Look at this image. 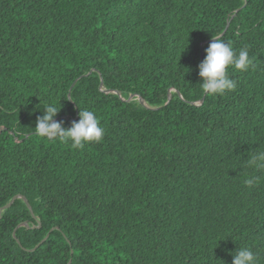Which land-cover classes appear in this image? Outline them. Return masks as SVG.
Returning a JSON list of instances; mask_svg holds the SVG:
<instances>
[{"label": "trees", "instance_id": "1", "mask_svg": "<svg viewBox=\"0 0 264 264\" xmlns=\"http://www.w3.org/2000/svg\"><path fill=\"white\" fill-rule=\"evenodd\" d=\"M213 35L253 61L215 96ZM53 101L66 129L94 111L104 139L37 136ZM258 148L264 0H0V211L32 208L3 213L0 264H233L239 246L264 264V183L235 169Z\"/></svg>", "mask_w": 264, "mask_h": 264}, {"label": "clouds", "instance_id": "2", "mask_svg": "<svg viewBox=\"0 0 264 264\" xmlns=\"http://www.w3.org/2000/svg\"><path fill=\"white\" fill-rule=\"evenodd\" d=\"M252 64L247 47L236 50L231 41L226 42L222 37L213 35L212 42L206 49L205 59L199 65L201 78L199 84L206 94L213 96L235 91L237 82L230 77V71L246 72L250 70ZM62 107L61 102L59 107L54 101L45 103L43 115L37 118L34 129L37 136L46 140L58 139L61 143H70L73 149H83L88 144L100 143L104 139L105 128L94 111L79 106L81 109L79 120L74 121L71 127L66 129L62 122L56 120ZM247 155L249 158L243 163L237 157L235 169L243 168V172L246 169L250 170L244 184L251 189L264 183V176L256 175L264 173V148H258ZM229 254L233 255V264H259L256 253L250 247L239 246L234 254ZM213 258L215 259L214 253Z\"/></svg>", "mask_w": 264, "mask_h": 264}, {"label": "water", "instance_id": "3", "mask_svg": "<svg viewBox=\"0 0 264 264\" xmlns=\"http://www.w3.org/2000/svg\"><path fill=\"white\" fill-rule=\"evenodd\" d=\"M224 34H225V33H224ZM224 34H223L222 36H224ZM222 36H220V37H222ZM210 42H212V41H210ZM135 99H138L142 105L147 106V105H146V102H145L144 100H142L140 97H137V96H133V97H131L130 102L133 101V100H135ZM204 102H205V98H204L199 104H197V106H201V105H203ZM147 107H148V106H147ZM17 200H23V201H25L26 205H28L29 209L32 211V208L29 206L28 202H27L25 199H23L22 197L17 196V197H15V198L12 200V202H11L10 204H8L5 208H3V209L0 211V219H1L2 215H3V213H4L5 211H8V210L14 205V203H15ZM32 214H33V213H32ZM27 226H28V224L25 223V224H23L21 227H27ZM52 232H53V231H52ZM52 232H51V233H52ZM51 233H50V234L48 235V237H47V238H46V239H45V240L39 245V247H40L41 245H43V244L46 242V240H48V238L50 237ZM69 264H72V261H71Z\"/></svg>", "mask_w": 264, "mask_h": 264}]
</instances>
